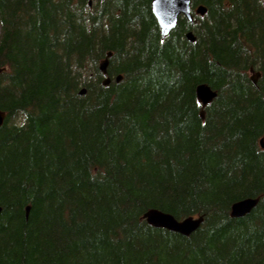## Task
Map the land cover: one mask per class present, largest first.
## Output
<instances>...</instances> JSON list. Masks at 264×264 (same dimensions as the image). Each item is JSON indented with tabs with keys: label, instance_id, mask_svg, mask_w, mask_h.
<instances>
[{
	"label": "trees",
	"instance_id": "1",
	"mask_svg": "<svg viewBox=\"0 0 264 264\" xmlns=\"http://www.w3.org/2000/svg\"><path fill=\"white\" fill-rule=\"evenodd\" d=\"M152 1L0 0V264H264V0Z\"/></svg>",
	"mask_w": 264,
	"mask_h": 264
},
{
	"label": "water",
	"instance_id": "2",
	"mask_svg": "<svg viewBox=\"0 0 264 264\" xmlns=\"http://www.w3.org/2000/svg\"><path fill=\"white\" fill-rule=\"evenodd\" d=\"M91 6V3L89 4ZM151 11L160 29L161 39H165L176 27L178 19L183 17L188 24L193 23V16L191 13V0H153L151 3ZM206 10L203 7H198L195 10L197 16L203 17ZM186 40L189 43H194L195 38L190 32L186 35ZM111 54H107V57L99 66L100 72L106 76L108 68V59L111 58ZM5 72V69H0V74ZM251 82L255 84L259 78L258 74H254L253 70ZM122 78L119 76L115 79V83L118 84ZM111 84L110 79H105L103 82L104 87H108ZM85 90L80 92L83 96ZM196 98L201 106L200 118L204 120V109L210 105L216 98V93L213 92L207 85H200L196 88ZM5 115L0 112V127L3 125ZM260 147L264 150V140L260 141ZM258 200L248 199L234 204L231 208L230 216L233 219H240L248 215L257 205ZM27 212V209L25 210ZM143 219L146 223L154 229H162L188 237L199 229L202 218L193 219L188 218L181 222L176 221L173 217L163 214L161 212L152 210L147 212Z\"/></svg>",
	"mask_w": 264,
	"mask_h": 264
},
{
	"label": "flooded vegetation",
	"instance_id": "3",
	"mask_svg": "<svg viewBox=\"0 0 264 264\" xmlns=\"http://www.w3.org/2000/svg\"><path fill=\"white\" fill-rule=\"evenodd\" d=\"M192 11H193V9H192Z\"/></svg>",
	"mask_w": 264,
	"mask_h": 264
}]
</instances>
